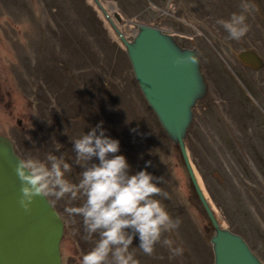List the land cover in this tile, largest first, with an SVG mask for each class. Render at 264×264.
Here are the masks:
<instances>
[{
	"label": "rangeland",
	"instance_id": "1",
	"mask_svg": "<svg viewBox=\"0 0 264 264\" xmlns=\"http://www.w3.org/2000/svg\"><path fill=\"white\" fill-rule=\"evenodd\" d=\"M20 1L0 0V134L21 159L63 155L72 164L66 178L76 183L83 169L74 163L73 140L102 122L105 135L119 140L117 154L125 155L130 174L150 162L146 170L171 197L162 203L181 221L162 240L182 246L183 255L173 257L162 242L146 255L137 234L130 251L139 264H210L212 228L178 149L143 100L100 11L91 0ZM100 2L128 39L134 22H144L196 47L207 88L192 109L185 150L218 223L239 233L264 261V0ZM241 3L255 8L246 14L249 33L237 42L217 21L239 13ZM244 49L258 62L243 63L238 53ZM47 198L62 216L60 264H80L98 237L84 239L82 218L64 208L83 200Z\"/></svg>",
	"mask_w": 264,
	"mask_h": 264
},
{
	"label": "water",
	"instance_id": "2",
	"mask_svg": "<svg viewBox=\"0 0 264 264\" xmlns=\"http://www.w3.org/2000/svg\"><path fill=\"white\" fill-rule=\"evenodd\" d=\"M91 1L120 41L143 100L178 149L212 228L208 238L212 253L210 264H264L239 233L218 223L185 150L184 138L192 109L207 88L196 47L183 46L167 29L144 22H134L135 30L128 39L100 0ZM247 51L254 54L257 63L258 58L252 50L242 52ZM189 55H195L197 61L187 60ZM19 159L11 141L0 134V264H60L61 218L47 197H37L30 212L20 207V181L15 173Z\"/></svg>",
	"mask_w": 264,
	"mask_h": 264
},
{
	"label": "clouds",
	"instance_id": "3",
	"mask_svg": "<svg viewBox=\"0 0 264 264\" xmlns=\"http://www.w3.org/2000/svg\"><path fill=\"white\" fill-rule=\"evenodd\" d=\"M255 5L241 3L239 13L228 19L218 20L228 33V39L241 41L250 31L247 13ZM187 60L195 63L197 57ZM99 130V134H98ZM59 150V148H57ZM74 163L82 167L80 180L67 179L72 164L63 155L49 153L46 160L31 155L19 159L15 173L20 181L19 205L30 212L37 197H52L55 201L67 200L72 204L83 200L80 206H66L65 213L72 218L81 217L84 239L93 241L90 251L82 256L80 264H139L130 251L138 234L139 249L153 255L157 243L168 247L173 257L182 256V246L173 247L174 241L162 237L166 232L178 230L181 221L166 209L163 200H170L169 193L158 186L157 179L146 168L130 174V165L120 151V142L105 135L98 124L82 137L73 140ZM93 158L98 163L92 162ZM160 197L161 199H158Z\"/></svg>",
	"mask_w": 264,
	"mask_h": 264
},
{
	"label": "bare ground",
	"instance_id": "4",
	"mask_svg": "<svg viewBox=\"0 0 264 264\" xmlns=\"http://www.w3.org/2000/svg\"><path fill=\"white\" fill-rule=\"evenodd\" d=\"M239 58L246 63L254 64L257 60L253 53L251 52H242L239 54ZM193 118V117H192Z\"/></svg>",
	"mask_w": 264,
	"mask_h": 264
},
{
	"label": "trees",
	"instance_id": "5",
	"mask_svg": "<svg viewBox=\"0 0 264 264\" xmlns=\"http://www.w3.org/2000/svg\"><path fill=\"white\" fill-rule=\"evenodd\" d=\"M5 1V0H4ZM15 3H21V4H23L20 0H15ZM186 146V145H185ZM14 147V146H13ZM187 148V147H186ZM13 150L14 151H16V149L15 148H13ZM17 154L18 155H20L18 152H17ZM191 159V158H190ZM191 161H192V163H193V165H194V162H193V160L191 159ZM191 161H190V164H191ZM191 167H192V170H193V173H194V168L193 167H195V165L194 166H192V164H191ZM194 175H195V173H194ZM195 177H196V175H195ZM197 183H198V181H197ZM198 185H199V183H198ZM204 195V194H203ZM49 200V199H48ZM49 202H51L50 200H49ZM51 204H52V206L55 208V210L57 211V213L59 214V216H60V218L62 219V216H61V214H60V212L58 211V209L56 208V206H54L53 205V203L51 202Z\"/></svg>",
	"mask_w": 264,
	"mask_h": 264
}]
</instances>
